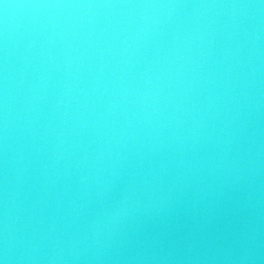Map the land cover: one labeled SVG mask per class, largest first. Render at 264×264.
Instances as JSON below:
<instances>
[{
  "label": "water",
  "instance_id": "obj_1",
  "mask_svg": "<svg viewBox=\"0 0 264 264\" xmlns=\"http://www.w3.org/2000/svg\"><path fill=\"white\" fill-rule=\"evenodd\" d=\"M0 264H264V0H0Z\"/></svg>",
  "mask_w": 264,
  "mask_h": 264
}]
</instances>
